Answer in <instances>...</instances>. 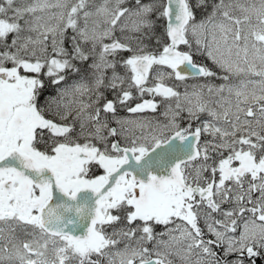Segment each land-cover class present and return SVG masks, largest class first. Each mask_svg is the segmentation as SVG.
I'll return each mask as SVG.
<instances>
[{"label": "snow or ice", "instance_id": "1", "mask_svg": "<svg viewBox=\"0 0 264 264\" xmlns=\"http://www.w3.org/2000/svg\"><path fill=\"white\" fill-rule=\"evenodd\" d=\"M0 264H264V0H0Z\"/></svg>", "mask_w": 264, "mask_h": 264}]
</instances>
